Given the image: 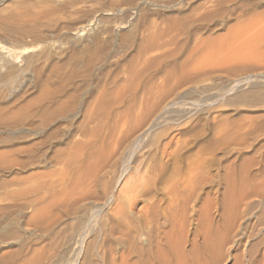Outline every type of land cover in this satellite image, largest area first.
<instances>
[{
    "label": "rangeland",
    "instance_id": "1",
    "mask_svg": "<svg viewBox=\"0 0 264 264\" xmlns=\"http://www.w3.org/2000/svg\"><path fill=\"white\" fill-rule=\"evenodd\" d=\"M263 24L264 0H0V264H264L255 218L222 226L264 208Z\"/></svg>",
    "mask_w": 264,
    "mask_h": 264
},
{
    "label": "bare ground",
    "instance_id": "2",
    "mask_svg": "<svg viewBox=\"0 0 264 264\" xmlns=\"http://www.w3.org/2000/svg\"><path fill=\"white\" fill-rule=\"evenodd\" d=\"M255 17V16H254ZM259 18H260V15H259ZM250 23V22H249ZM248 23V24H249ZM258 23V22H257ZM264 25V24H263ZM249 26V25H248ZM252 27V26H251ZM254 28V26H253ZM251 30V29H250ZM135 74V73H134ZM256 184V183H255ZM248 188V187H247ZM244 193V192H243ZM240 194V193H239ZM253 196V195H252ZM262 196L264 197V192L261 194V196L259 198H262ZM251 197L250 194H247L245 195L244 197L241 198V200H239V204L238 205V202H237V208H235L233 206V209L230 213V217L233 218V224L231 226H228L227 224L225 223H222V226L224 227V230L226 232H231L233 228H237V231L238 232L241 228H242V224L243 223H246V221L250 220V218H255L256 219V226H258L259 228H263L264 229V208L262 210H260V202H258L257 204L253 203V202H249V198ZM251 200V199H250ZM255 200V199H254ZM259 200V199H257ZM260 201V200H259ZM261 211V213L256 217V213L255 212H259ZM225 216H229V215H225V213L222 214L221 218L223 221L226 220V217ZM263 217V218H262ZM251 221V220H250ZM255 223V222H254ZM254 225V224H253ZM221 226V225H220ZM231 227V228H230ZM230 228V229H229ZM242 231V230H241ZM236 232H234L236 234ZM242 234V233H241ZM239 236V234H236ZM234 236V235H233ZM236 236V237H238ZM130 244H132V242L130 241ZM140 250V249H138ZM140 252V251H139ZM138 252V253H139ZM143 259V258H142ZM144 261V260H143ZM142 261V262H143ZM159 261V260H158ZM157 261V262H158ZM149 263V261H147ZM161 262V261H160ZM249 263L250 264H256V262L254 260H249ZM264 263V262H263Z\"/></svg>",
    "mask_w": 264,
    "mask_h": 264
}]
</instances>
